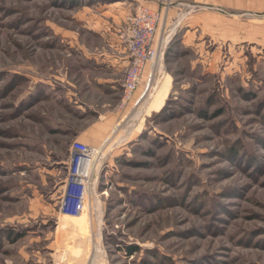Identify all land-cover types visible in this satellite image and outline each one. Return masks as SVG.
<instances>
[{
  "label": "rangeland",
  "instance_id": "1",
  "mask_svg": "<svg viewBox=\"0 0 264 264\" xmlns=\"http://www.w3.org/2000/svg\"><path fill=\"white\" fill-rule=\"evenodd\" d=\"M139 7L163 54L124 100ZM74 142L104 150L62 219ZM64 221L86 264H264V0H0V264Z\"/></svg>",
  "mask_w": 264,
  "mask_h": 264
},
{
  "label": "built area",
  "instance_id": "2",
  "mask_svg": "<svg viewBox=\"0 0 264 264\" xmlns=\"http://www.w3.org/2000/svg\"><path fill=\"white\" fill-rule=\"evenodd\" d=\"M157 20V12L139 7L128 19V26L119 31V40L129 56V69L123 83L124 100H130L135 92L144 68L155 67L157 59L162 57L160 46L154 45ZM70 148L66 190L60 200L59 212L65 217L79 218L91 213L89 182L96 161L103 153L104 143L92 147L74 142ZM73 189H78V195L72 194Z\"/></svg>",
  "mask_w": 264,
  "mask_h": 264
},
{
  "label": "crops",
  "instance_id": "3",
  "mask_svg": "<svg viewBox=\"0 0 264 264\" xmlns=\"http://www.w3.org/2000/svg\"><path fill=\"white\" fill-rule=\"evenodd\" d=\"M115 51V56L112 55V58L103 57L101 59V63H105L107 67L111 66L119 68L128 66L129 58L126 52L120 49H116ZM85 141H88L87 143H89L88 139H86ZM86 145L95 147L93 145H96V142ZM58 216L62 219H70L69 217H65L61 214H59ZM65 223V221L62 223L59 222V224L56 223L57 227H55V232L51 234L52 236L50 239L54 241L48 242L42 249H38L37 251L28 250V253L19 252L18 258L21 260V264H86L85 261H81L82 257L79 256L78 258H75L73 257V254H69V251L67 253L68 246L66 245L71 244V242L74 243V240H79V242L75 243V248H78L80 246L81 250H86V247H82L81 243H85L86 240H93V232L91 231L90 227H88L87 229L82 226H70L71 224L68 226V224ZM57 240H66L68 242H64L63 246L60 247ZM30 241L38 242V240ZM19 262L11 261V264H20Z\"/></svg>",
  "mask_w": 264,
  "mask_h": 264
},
{
  "label": "trees",
  "instance_id": "4",
  "mask_svg": "<svg viewBox=\"0 0 264 264\" xmlns=\"http://www.w3.org/2000/svg\"><path fill=\"white\" fill-rule=\"evenodd\" d=\"M162 111H163V110H162ZM162 111H161V113H162ZM72 194L75 195V196L78 195V189H73ZM74 199H75V198H74ZM74 199H73V200H74ZM131 251H132V249L129 250L130 253H131Z\"/></svg>",
  "mask_w": 264,
  "mask_h": 264
}]
</instances>
